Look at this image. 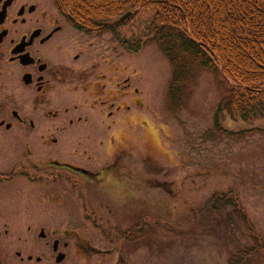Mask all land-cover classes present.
<instances>
[{
    "label": "flooded vegetation",
    "instance_id": "1",
    "mask_svg": "<svg viewBox=\"0 0 264 264\" xmlns=\"http://www.w3.org/2000/svg\"><path fill=\"white\" fill-rule=\"evenodd\" d=\"M129 53L53 0H0L1 264H126L149 230L177 236V178L112 149L150 97L125 74ZM57 207L84 214L41 212Z\"/></svg>",
    "mask_w": 264,
    "mask_h": 264
},
{
    "label": "rangeland",
    "instance_id": "2",
    "mask_svg": "<svg viewBox=\"0 0 264 264\" xmlns=\"http://www.w3.org/2000/svg\"><path fill=\"white\" fill-rule=\"evenodd\" d=\"M150 16L142 11L123 33L144 32ZM172 73L169 60L154 42L129 53L125 74L133 76V86L141 88L143 97L146 91L150 97L145 111L140 106L130 114L128 133L115 132L112 149L125 146L130 155H150L162 168L159 177L177 178L178 222L177 236L161 231L159 237L149 230L135 248L126 249V264H264V249L257 247V241L264 242V126L222 114L217 127L216 112L228 83L223 75L202 67L187 84V101L170 106ZM223 195L238 196L248 217L216 199ZM167 208L173 211V205ZM44 210L48 215L84 214V207ZM2 213L0 209V219ZM96 239L98 245L106 241L102 235Z\"/></svg>",
    "mask_w": 264,
    "mask_h": 264
},
{
    "label": "trees",
    "instance_id": "3",
    "mask_svg": "<svg viewBox=\"0 0 264 264\" xmlns=\"http://www.w3.org/2000/svg\"><path fill=\"white\" fill-rule=\"evenodd\" d=\"M55 3L72 23L90 33L111 31L131 52L141 51L150 42L156 43L173 71L170 106L179 107L187 101V84L195 70L202 67L223 75L228 83L218 104L217 127L222 114L246 124L260 122L264 126V0H55ZM142 11L151 14L144 32L124 34V27ZM126 15L129 16L124 21L118 22ZM216 199L231 205L239 216L248 217L238 196ZM257 242L258 249H264V242Z\"/></svg>",
    "mask_w": 264,
    "mask_h": 264
},
{
    "label": "water",
    "instance_id": "4",
    "mask_svg": "<svg viewBox=\"0 0 264 264\" xmlns=\"http://www.w3.org/2000/svg\"><path fill=\"white\" fill-rule=\"evenodd\" d=\"M128 16H129V15L124 16V17L121 18V20H119L118 22H122V21H124Z\"/></svg>",
    "mask_w": 264,
    "mask_h": 264
}]
</instances>
